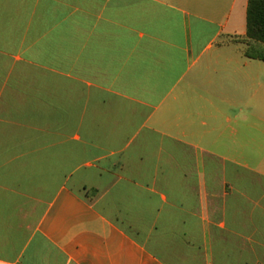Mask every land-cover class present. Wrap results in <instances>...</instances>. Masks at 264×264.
<instances>
[{
    "label": "crops",
    "instance_id": "crops-1",
    "mask_svg": "<svg viewBox=\"0 0 264 264\" xmlns=\"http://www.w3.org/2000/svg\"><path fill=\"white\" fill-rule=\"evenodd\" d=\"M248 5L0 0V264H264Z\"/></svg>",
    "mask_w": 264,
    "mask_h": 264
},
{
    "label": "trees",
    "instance_id": "trees-1",
    "mask_svg": "<svg viewBox=\"0 0 264 264\" xmlns=\"http://www.w3.org/2000/svg\"><path fill=\"white\" fill-rule=\"evenodd\" d=\"M247 38L246 55L264 61V0H249Z\"/></svg>",
    "mask_w": 264,
    "mask_h": 264
}]
</instances>
